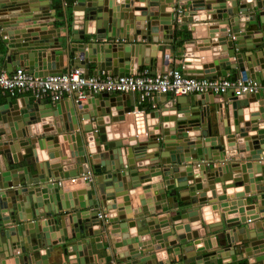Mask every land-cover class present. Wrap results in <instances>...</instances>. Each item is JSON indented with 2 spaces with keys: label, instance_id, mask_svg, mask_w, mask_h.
<instances>
[{
  "label": "water",
  "instance_id": "95a60500",
  "mask_svg": "<svg viewBox=\"0 0 264 264\" xmlns=\"http://www.w3.org/2000/svg\"><path fill=\"white\" fill-rule=\"evenodd\" d=\"M74 1L72 28L67 26L63 37L58 28L50 30L52 0H0V72L1 59H6L9 74L18 67L36 76L62 74L66 53L68 70L73 63L87 77L91 63L97 66L94 74L106 71L129 76L135 64L153 69L157 52H162L161 71L165 72L170 67L167 52L174 48L170 45L174 28L190 21L198 26L190 29L197 33L189 44L195 43V56L201 57L206 78L216 79L219 71L227 77L228 71L236 70L258 81L264 79V0ZM156 7L158 13L153 12ZM180 8H188L184 17ZM199 12L207 14L186 19ZM163 18L168 21L163 27L167 34L158 41L155 37H159ZM93 21L96 27L90 31ZM207 24H211L209 29ZM137 25L145 30H134ZM103 33L106 38L101 39ZM219 46L226 47L222 53L235 61H215L212 49ZM237 77L235 72L232 79ZM133 96L104 93L85 102L72 101L68 112L62 110L65 99L55 105L34 96L0 99V264L10 257H16L17 264H49L57 253L75 264H98L96 251L104 250L107 255L108 248L117 264H164L159 253L167 252L166 248L174 253L176 246L167 243V238L181 229L185 232L178 235L182 264H209L205 258L211 255L198 259L194 254L202 238L191 223L202 219L200 209L209 203L214 210L232 214L245 204L260 203L259 195L264 194V94L226 96L224 103L214 95L191 96L187 109L168 106L176 112L171 121L175 124L158 113L151 116L148 131L142 115L133 113L137 95ZM175 104L182 106L183 101L177 99ZM61 135L69 142V157L61 155ZM44 149L52 150L49 161L43 160ZM84 165L94 183L69 182L85 171ZM60 180L67 181L59 186ZM217 183L224 193L221 196ZM84 185L81 191H70ZM142 186L144 191H140ZM230 188L236 192L227 198ZM135 189L145 199L142 212L133 214L127 195ZM150 190L155 193L153 199ZM178 193L186 203L178 201ZM260 205L257 213L247 208L246 215H257L252 220L264 217V203ZM173 209L175 216L159 218L158 211ZM182 220L188 222L183 225ZM224 221L222 228L229 229L221 235L224 242L247 241L249 250L262 256L264 263V232L260 233L259 225L256 237L249 236V227L244 226L243 237L238 238L234 234L237 224L228 225L237 221ZM94 226L99 228L94 230ZM134 227L137 236L131 237ZM56 231L60 236L51 240Z\"/></svg>",
  "mask_w": 264,
  "mask_h": 264
},
{
  "label": "crops",
  "instance_id": "0c3cea01",
  "mask_svg": "<svg viewBox=\"0 0 264 264\" xmlns=\"http://www.w3.org/2000/svg\"><path fill=\"white\" fill-rule=\"evenodd\" d=\"M52 4L49 6V10H50V14L53 17L52 21L53 22V26L50 27V30L54 29H59L60 30V36H65L66 35V29L67 26H69V28H72V19L71 17L73 16V6H75V1L74 0H52ZM108 1V0H107ZM114 3H116V1H118L120 4H125V1L121 0V2L119 0H113ZM134 1V0H132ZM227 7L230 8L231 6V2H227ZM135 5V2H133L131 4V11L134 9L133 6ZM145 5H147V3H141L140 6L144 7ZM182 10V14L181 16L184 17V13L186 11H188V8H180ZM167 11V9H166ZM154 13H158V8H154L153 9ZM167 13H171L168 12ZM196 15H193V13H190V16L186 17L187 20H192L193 18H201L202 16H205L207 14V12H199V13H195ZM67 16L70 19L69 21L67 20ZM195 16V17H193ZM210 18V17H208ZM243 18V17H242ZM244 20V19H243ZM241 19V21H243ZM194 22V21H193ZM168 23L166 18H163L162 21H159V37H155L156 40H160V38L165 37L167 32L163 30L164 25H166ZM174 25H176V21H174L173 23ZM197 24V23H196ZM190 24V21L188 23H180L179 27L183 28L184 30H186L185 35L188 34V31L190 32V29L194 28L195 26H198V24ZM206 27H208V29L210 28L211 24H207L205 25ZM96 27V21H93L92 26H90L89 30L90 31H94ZM80 29H82L83 27H79ZM134 30H145L144 27L142 25H137L134 27ZM176 29L174 28V36L176 35ZM122 32H125V27L122 26ZM195 32L194 30L191 31V35L192 38H195ZM225 34V33H224ZM101 39L106 38V34L103 33L101 34ZM181 37H179L178 39H174V42L171 43L170 45H172L174 48L172 50H168L167 55L170 58V68H176L181 70L184 74L191 76V77H205V71L203 68V64L201 62V57H196L195 54L198 51L197 47L194 44H189L191 40H188V43L185 41L183 45H181ZM73 39V37H72ZM124 42V41H123ZM121 43V41H120ZM129 42H124L123 44L126 45ZM147 42H143V44H146ZM226 47L224 46H219L218 48H216V50H213V58L214 60H228L231 62H234L235 59H230L226 56V54H223V50ZM189 49H191V51H188ZM215 51H219L218 53H216ZM190 52V53H187ZM158 53V62L157 65L155 67H153V69L150 68L149 65H144V66H138L137 64H135L132 69H131V73L132 74H137L139 73L142 69L149 71L150 73L152 72H156V74L161 73L162 68H164V65L162 64V52H157ZM156 54V53H155ZM187 54V55H186ZM188 54H191V56H188ZM144 56V55H142ZM71 60H73L74 55H71ZM1 65H2V71L1 72H6V59H1ZM96 64L91 63L90 64V73L91 75L94 74L96 72ZM60 68H63L64 72H66L68 70V54L65 53L64 55V64L63 66H61ZM235 72H237V75L239 78V76H241L239 74V71L236 70H230L228 71V75L227 78H233L235 76ZM7 73V72H6ZM206 78V77H205ZM224 78V76L222 75V73L219 71L217 72V79H221ZM264 80V79H263ZM114 95H118V94H114ZM134 94H132V97ZM27 96H31V94H25L22 96H18V97H14L13 99H18V98H23V97H27ZM119 96V95H118ZM191 96H195V95H189V96H181L178 97L177 99L183 101V105L180 106V104H175V97L172 94H167V95H158L153 97L152 99H148L146 101H144L143 103L140 102L139 97L137 96L136 101L134 102V107H133V112L135 110H139L143 116H144V122H145V128L148 131V128H150V123H151V116L153 115V117H156L157 114H160V118L162 117L165 121H169L171 123V121H173V117L176 116V112L175 111H171L168 109V106H170V103H172L174 106H178V109H180L181 107L187 109L190 104L189 101L187 102V98L191 97ZM6 97H10L9 94H5L3 92H0V99L1 101H5ZM209 97H211V95H209ZM214 99L216 101H219L221 103H224V99L226 96L224 97H220V96H216L214 95ZM128 99V98H127ZM133 99V98H132ZM72 101L73 98H70L68 96L65 97L63 106H62V110L65 112H68L71 108L72 105ZM128 104H130V101L127 100ZM188 103V104H187ZM232 108L230 107V116H232L233 119V115H232ZM227 119L224 120V122L222 123V127L224 128L227 125L226 121ZM234 123V120H233ZM171 124H175V123H171ZM94 128H95V124H93ZM154 128V127H153ZM152 128V129H153ZM156 132V131H155ZM251 134L255 135L256 132H251ZM149 136V135H147ZM60 145L62 146V142L66 143V147L68 149H66V152H64L60 146V151L61 155L63 156H67L69 157V142L63 140V136H60ZM131 139V138H130ZM127 140V139H126ZM125 143L127 141H124ZM217 142H212L210 144H216ZM52 150L50 149H44L42 150V156H43V160L44 161H49V154ZM152 151L149 150L148 154L151 153ZM68 153V154H67ZM218 152H216L217 154ZM215 154V155H216ZM165 157H170L169 152H165L164 153ZM62 159V158H61ZM147 159V158H146ZM60 160V159H59ZM99 161V160H97ZM150 163V160L148 161H141L139 164H143L145 165L146 163ZM210 162V161H209ZM212 162V161H211ZM208 167H206L207 169ZM84 169H85V173L89 172L86 165H84ZM87 170V171H86ZM83 172V173H84ZM84 183V182H83ZM87 184V183H84ZM189 184L193 185L191 183V181H189ZM227 185H231L232 181H227L226 182ZM85 185L84 186H80L77 189H72L70 191H72L73 193L77 192V191H81L83 189H85ZM143 186L141 187L140 191H144ZM137 189L130 191L128 193V197H129V205L131 206V210L132 213H139L142 212V202L144 201L143 199H145V197L141 198V196L139 195V193L136 191ZM191 191L194 190V188L191 186ZM243 190V189H242ZM149 192V191H148ZM216 192L218 194V196L223 195L224 193L222 192L221 189V184L217 183L216 184ZM236 192L235 188H230L227 191V198H230L231 194H234ZM145 193V192H144ZM146 194V193H145ZM150 194L152 196V199L155 198L156 196H154L153 191L150 190ZM146 196V195H145ZM194 200H196L194 198ZM259 200L260 203H264V194L259 195ZM178 201L181 202V204H184L186 202L182 201V196L181 193L179 195L178 193ZM260 203L256 204V205H251V206H247L245 204V206L240 207L236 210V212L229 214L228 212L225 214L223 213V209L217 208V210H214L213 207L214 205L212 204H205L200 210H201V220L191 223V228L192 230H197L200 237L202 239H200L198 242L199 244L195 245L194 248V254H196L198 257V259H202V255H206L209 254L211 255L210 257L207 256V258H205L206 261H209V264H264L261 259L262 256H257V254H253L250 250H249V243L247 241H239V242H234L232 244H228L224 242V238L221 236L223 234L224 231H228L229 229L226 228H222L225 224V219L229 222L231 220H236L237 222H232L231 224L228 223V225H236V227H234L235 231L234 234L236 235L235 237L238 238H242L243 236L240 235V232L243 231V227H249V236L252 237H256V228L258 227L257 225H259V230H261L260 233L264 232V217L262 219H257L251 223L247 222L248 218H255L254 216L257 215H252V216H247L246 213V209L248 208H253L252 211H255V213H257V208L260 205ZM156 204V202L153 203V205ZM229 204H231V202H229ZM248 204H251L248 201ZM255 206V207H254ZM264 208V205L262 206ZM240 210L244 213H241ZM166 211H158L159 214V218L160 219H164V218H169L171 215L175 216L176 215V210L173 209L170 211V213H165ZM250 212V211H249ZM104 214L107 213L106 210H103ZM264 214V213H263ZM149 216V215H148ZM246 219V223L245 224H240L242 222V220ZM188 222V221H187ZM186 221L182 220L183 225L187 223ZM240 224V225H238ZM48 228V227H47ZM94 230L98 229V226H94L93 227ZM208 231H211V234L207 233ZM117 231H119V229H117ZM247 233V232H245ZM131 237H136L137 236V227H134L133 229H131V231L129 232ZM185 232L183 229L179 230L177 232L176 235L167 238V243H171V245L176 246L174 248V253L172 248H166L165 250L167 252H160L159 253V261L164 262V264H182L183 260L180 259V246H178L179 244V240H178V235H184ZM261 235V234H259ZM12 236V233H11ZM14 236V235H13ZM60 236V232L56 231V233H52L51 235V240H55ZM235 237L233 236V238L235 239ZM14 238H16V236H14ZM255 239V238H253ZM104 244L105 247H109V244L107 242V239H104ZM170 245V247H171ZM185 246V244L183 245V247ZM104 251V250H103ZM103 251H96L97 252V256H98V264H117V260L115 258V256L112 255L111 249L108 248V253L107 255L104 254ZM258 252V251H256ZM62 254V251H61ZM174 254H177V256H175ZM184 255V253H183ZM96 256V254H95ZM201 256V257H200ZM106 257L110 258L111 260L107 261ZM58 258V259H57ZM40 259V256H37V260ZM165 260V261H164ZM76 261L75 260H65V258H61L60 255H58V253L56 254V259L50 261L49 260V264H75ZM208 263V262H207ZM1 264H17L16 262V257H10L6 260H3L1 262ZM205 264V263H204Z\"/></svg>",
  "mask_w": 264,
  "mask_h": 264
},
{
  "label": "built area",
  "instance_id": "2783aa9c",
  "mask_svg": "<svg viewBox=\"0 0 264 264\" xmlns=\"http://www.w3.org/2000/svg\"><path fill=\"white\" fill-rule=\"evenodd\" d=\"M179 14H182L181 9ZM168 62H170V58ZM0 92L9 94L10 97L31 94V96L41 100L47 99L54 105L65 99L66 96L79 103L104 93L111 95L135 94L143 103L155 96L167 94H172L175 101L178 97L189 95H216L237 98L246 95L255 96L264 94V80L258 81L244 75L236 79L191 77L179 69L170 67L167 71L158 74L143 70L129 76H113L102 71L100 74H92L87 77L82 68L71 63L68 71L48 76H36L22 67L16 68L10 74L0 72ZM133 113L136 116L141 114L144 122V116L139 110H135ZM143 125L145 126V122ZM66 181L60 180L57 183L61 186ZM68 181L71 183L79 181L87 184L94 183L90 171L70 178ZM99 218L102 219L104 216L99 215ZM262 218V215H259L258 219ZM253 221L255 220L248 218L247 222Z\"/></svg>",
  "mask_w": 264,
  "mask_h": 264
},
{
  "label": "trees",
  "instance_id": "16d2710c",
  "mask_svg": "<svg viewBox=\"0 0 264 264\" xmlns=\"http://www.w3.org/2000/svg\"><path fill=\"white\" fill-rule=\"evenodd\" d=\"M179 28H180L179 26L176 27V30H175L176 31L175 32L176 35H175V37H176V39L181 37L182 38V39L180 38L181 39V43H182L181 45H183L185 41H188V40L192 39V35H191V32H189V31H188V34L185 35L186 30H184L183 28H180V29ZM143 70L144 69H142L141 71H143Z\"/></svg>",
  "mask_w": 264,
  "mask_h": 264
},
{
  "label": "bare ground",
  "instance_id": "6f19581e",
  "mask_svg": "<svg viewBox=\"0 0 264 264\" xmlns=\"http://www.w3.org/2000/svg\"><path fill=\"white\" fill-rule=\"evenodd\" d=\"M61 148H62V150L64 151V152H66V149H68L67 147H66V143L65 142H62V146H61ZM68 154V153H67Z\"/></svg>",
  "mask_w": 264,
  "mask_h": 264
}]
</instances>
